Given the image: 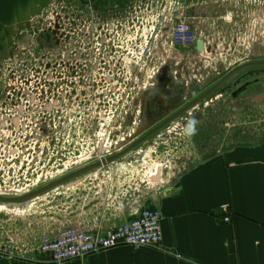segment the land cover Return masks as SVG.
Listing matches in <instances>:
<instances>
[{
    "label": "rangeland",
    "instance_id": "obj_1",
    "mask_svg": "<svg viewBox=\"0 0 264 264\" xmlns=\"http://www.w3.org/2000/svg\"><path fill=\"white\" fill-rule=\"evenodd\" d=\"M90 4L103 20L118 26L106 31L105 59L94 44L89 53L86 29L68 25L72 7ZM183 13L205 40L203 51L178 52L160 34L164 17ZM6 34L12 39L0 45V195L16 196L143 136L157 124L147 103L152 106L159 93L169 95L166 87L172 83L183 85L178 91L182 99L172 94L181 100L173 103L178 109L234 67L264 60V0H52L29 19L27 29L0 30V37ZM261 75L264 67L239 72L168 127L107 164L106 181L115 177L119 185L109 202L121 200L129 210L145 204L144 180L157 165L192 164L234 145L264 140V100H253V94L232 96L235 84ZM191 120L194 133L188 129ZM96 183L86 180L74 192L59 186L21 203L0 202V244L56 262L38 248L41 238L63 227L89 226L92 195L82 187L95 190Z\"/></svg>",
    "mask_w": 264,
    "mask_h": 264
},
{
    "label": "crops",
    "instance_id": "obj_2",
    "mask_svg": "<svg viewBox=\"0 0 264 264\" xmlns=\"http://www.w3.org/2000/svg\"><path fill=\"white\" fill-rule=\"evenodd\" d=\"M51 1L0 0V30L27 29L29 19ZM11 39L9 34L0 37V45ZM180 161L184 168L170 186L143 204L162 212L160 246L120 244L57 263L2 241L0 264H264V140L237 144L192 164ZM105 168L73 180V187L65 185V191L74 192L86 180L97 182L95 190L82 187L92 195L87 208L94 214L88 227L94 229L120 225L133 211L121 200L109 202L115 190L102 181Z\"/></svg>",
    "mask_w": 264,
    "mask_h": 264
},
{
    "label": "built area",
    "instance_id": "obj_3",
    "mask_svg": "<svg viewBox=\"0 0 264 264\" xmlns=\"http://www.w3.org/2000/svg\"><path fill=\"white\" fill-rule=\"evenodd\" d=\"M93 7L91 4L83 7H72L67 17L68 25H70L71 29L76 27L86 29L88 35L84 41L87 40L85 45L89 53L92 50L91 45L94 44L96 50L99 52L98 55H102V58L105 59L104 51L108 42L106 31L108 29H115L118 26L112 22L103 20L100 14L95 13ZM168 12L171 13V7L168 8ZM53 16L58 17V21L62 18L57 13L53 14ZM163 20L167 21L164 24L163 21L161 22L160 34L162 36L166 35L165 41L167 43L170 42L178 52L186 51L187 49L198 52V41L202 39L205 43L203 37L197 35L195 29L189 24L184 13L169 16L167 19L164 17ZM71 34L73 37L75 32ZM72 37L69 36V38ZM183 168L179 162H176L174 167L157 165L148 173L144 180L148 188V194L146 195L152 196L154 193H159L168 188L177 172ZM159 169L160 179L153 181L152 178L157 175ZM115 179L113 177L110 182L108 180L102 181L109 183L113 188H118L119 185L113 182ZM100 184L102 185L103 183ZM224 207H227V205H224ZM161 219L162 212L159 208L138 205L133 207L131 218L120 225L105 229H94L88 226L63 227L57 231L45 233L41 238L38 248L42 252L47 253L52 260L63 262L71 258L84 257L89 253L120 244L156 247L162 244L163 239ZM229 219V217L226 218V220Z\"/></svg>",
    "mask_w": 264,
    "mask_h": 264
},
{
    "label": "water",
    "instance_id": "obj_4",
    "mask_svg": "<svg viewBox=\"0 0 264 264\" xmlns=\"http://www.w3.org/2000/svg\"><path fill=\"white\" fill-rule=\"evenodd\" d=\"M28 38V37H27ZM198 51L204 50V41L200 39L197 43ZM256 67H264V60H255V61H249L244 64H240L233 69H231L225 76H223L217 83L212 85L210 88H208L206 91L189 101L187 104H185L180 110L172 114L167 119L161 121L158 125L150 129L147 133H145L140 138L136 139L132 143H130L127 147L124 149H121L120 151L116 152L115 154H112L108 157H105L103 159H100L98 161H95L93 163L84 165L83 167H80L77 170H74L54 181H51L50 183H47L46 185H43L37 189H34L33 191H29L28 193L16 195V196H7V195H0V202L5 203H21L25 201H29L33 198H36L37 196L41 195L42 193H45L51 189H54L58 186H63L65 184L70 183L71 181L75 180L79 176L92 171L94 169L100 168L102 166H105L107 164H110L111 162H115L118 159L123 158L128 153L136 149L138 146H140L142 143L146 142L149 138L157 134L160 130H162L164 127L169 125L170 123L174 122L177 118L181 117L184 113L190 111L192 108H194L196 105H198L200 102L207 99L209 96H211L213 93H215L219 88H221L227 81H229L232 77H234L236 74H238L241 71L250 69V68H256ZM262 84L261 86L264 89V77L261 78ZM248 84L250 82H246L242 85V87L235 89L232 91L233 97H238L241 94L250 95V93L255 92L256 89L249 88L246 90ZM246 90V91H245ZM245 91V93H244ZM253 100L255 101H261L264 100V92L263 93H257L252 95ZM160 179V169L158 170V174L153 177V181H158ZM168 193V191H167Z\"/></svg>",
    "mask_w": 264,
    "mask_h": 264
},
{
    "label": "flooded vegetation",
    "instance_id": "obj_5",
    "mask_svg": "<svg viewBox=\"0 0 264 264\" xmlns=\"http://www.w3.org/2000/svg\"><path fill=\"white\" fill-rule=\"evenodd\" d=\"M180 63H179V65H180ZM169 66H171V65H169ZM165 68L166 67H164V69L162 70L161 75H164L166 73V69ZM184 68H185V65L183 66V69ZM178 72H179V70L178 71L176 70L175 71V74H178ZM262 77H264V76L261 75V76H256V77H250V78L245 79L244 81L238 82L237 84H235L233 91L235 89H237V88L242 87V85L244 83L250 82V84H248L246 90H248L249 88L256 89L255 92L250 93V95L257 94V93H263L264 92V89L261 86V84H262L261 78ZM158 84H160L159 86H161L162 81L159 80L158 81ZM182 87H183V85L181 86V85H179L177 83H172L171 86L169 85V86L166 87L168 91H171V93L169 92L170 93L169 95H165L164 93H159L156 96H154V99L156 98L157 100L156 101L153 100L151 102V103H153L152 106L147 103L146 110L147 111H151V114L153 115V118L155 117L154 120H153V122L155 124L157 123L156 125H158L161 121L167 119L168 117H170L172 114H174L175 112H177L178 110H180L183 107V106H181L178 109H176V108L174 109V104H173V103H178V102L181 101V100H179V96L182 99V95H180L179 92H180V90H182ZM158 90L160 92H163L160 87L157 88V91ZM245 91H244V93H245ZM173 92L174 93H177L178 92L179 93V96H178V94H174L175 96L172 95ZM176 95H177V97H176ZM183 97L186 98L184 95H183ZM157 119H158V121H157ZM169 125H167L166 127H168ZM153 127H155V126H153ZM166 127H164V128H166Z\"/></svg>",
    "mask_w": 264,
    "mask_h": 264
},
{
    "label": "clouds",
    "instance_id": "obj_6",
    "mask_svg": "<svg viewBox=\"0 0 264 264\" xmlns=\"http://www.w3.org/2000/svg\"><path fill=\"white\" fill-rule=\"evenodd\" d=\"M195 120H191L190 122H189V126H188V129H189V131L190 132H195Z\"/></svg>",
    "mask_w": 264,
    "mask_h": 264
},
{
    "label": "bare ground",
    "instance_id": "obj_7",
    "mask_svg": "<svg viewBox=\"0 0 264 264\" xmlns=\"http://www.w3.org/2000/svg\"><path fill=\"white\" fill-rule=\"evenodd\" d=\"M86 165H87V164H86ZM82 167H83V166H82ZM79 168H80V167H79ZM79 168H78V169H79ZM76 170H77V169H76ZM58 187H59V186H58ZM58 187H56V188H58ZM27 193H28V192H27ZM24 194H25V193H24ZM3 204H4V203H3Z\"/></svg>",
    "mask_w": 264,
    "mask_h": 264
}]
</instances>
